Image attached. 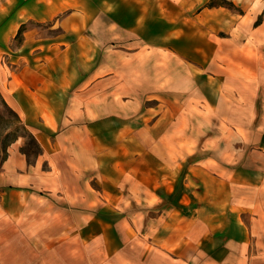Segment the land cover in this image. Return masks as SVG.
I'll list each match as a JSON object with an SVG mask.
<instances>
[{
    "label": "rangeland",
    "instance_id": "obj_1",
    "mask_svg": "<svg viewBox=\"0 0 264 264\" xmlns=\"http://www.w3.org/2000/svg\"><path fill=\"white\" fill-rule=\"evenodd\" d=\"M48 1L52 12L45 0L19 11L14 9L16 0H0V169L13 144L31 161L41 158L45 169L54 165L49 173L52 189H45L44 180L38 179L36 188L26 190L30 196L53 199L54 229L63 234L54 235L53 264H169L173 257L183 264L189 256L187 246L158 252V238L149 233L171 228L175 217L189 214L198 217L200 237L206 217L220 214L221 196L228 195L227 190L212 189L208 177L221 175L236 157L220 156L224 141L206 143L199 120L189 126L187 109L176 116L177 129L164 130L163 117L179 104L187 107L197 86L227 83L225 77L211 79L206 73L213 69L207 63L216 48L214 40L230 35L224 28L227 10L236 15L240 7L233 0H139L146 2L145 12L159 16L152 27L137 36L133 28L110 35L98 27L101 33L93 38L90 28H70L66 23L78 21L81 13L58 9L56 0ZM120 6L126 17L122 11L128 6ZM176 37L182 39L174 46ZM173 50L183 54L182 66L191 64L194 78L183 70L182 75L178 70L162 75L169 57L156 56ZM192 51L194 56L189 55ZM14 76L17 85L23 78L42 92L55 90L66 76L63 107L56 110L62 121L54 132L37 119L35 126L27 125L11 105L4 90L13 87ZM78 76H84L80 83ZM110 106L115 113L107 115ZM46 110H39L41 117ZM170 131L181 139L160 140V133ZM189 134L195 139L189 140ZM43 144L52 158H45ZM213 169L218 171L209 172ZM18 194L13 184L0 188L5 198L0 217L4 211L12 213L6 208L13 207L8 203ZM3 224L0 221V229Z\"/></svg>",
    "mask_w": 264,
    "mask_h": 264
},
{
    "label": "crops",
    "instance_id": "obj_2",
    "mask_svg": "<svg viewBox=\"0 0 264 264\" xmlns=\"http://www.w3.org/2000/svg\"><path fill=\"white\" fill-rule=\"evenodd\" d=\"M137 1L139 0L55 2L59 3L58 9L71 8L74 13H81L78 21H66L70 23V28H90V36L97 38L101 33L98 27L105 28L110 35L119 34L120 28H133L136 36L138 31L144 33V29L152 27L159 19L158 14L153 11L152 16L149 15L144 11L145 7H142L146 2L139 1L138 6ZM233 1L241 11L237 16L228 10V16L225 13L227 26L223 27L230 31V35L224 40H214L216 48L207 63L213 72L206 73L211 79L223 80L225 77L227 83L212 84L210 87H198L195 84V96L189 97L187 107L176 104L178 107L173 108L172 112L169 110L163 117L164 130H169V126L177 129L176 126L180 123L176 116L184 114L183 108L187 109L185 114L190 119L189 126L199 120L198 123L204 128L206 143L224 141L225 148L222 147L220 156L236 157V160L228 161L231 166L226 167L227 170L222 171L221 175L214 176L212 173L213 176L210 174L208 177L213 183L212 189H220L222 193L227 190L228 195L221 196V213L206 217L200 237L197 238L196 229V225L200 223L198 217L193 218V215L189 214L184 218L175 217V221L169 225L171 228H157L149 233L150 236L158 238L154 239L157 248L150 246L158 252L167 251L162 248L175 252L180 246H187L189 256L183 264H264V0ZM37 2L39 0H16L14 9L19 11L29 3L33 4L31 10ZM119 4L128 6L122 11L126 13V17H123L118 9ZM45 5L46 9L52 12L53 5L51 7L48 0H45ZM77 5L78 8L75 7ZM181 39L176 37L173 40L174 46L181 42ZM226 45L230 48L225 47ZM176 50L156 56V60H166L169 57V63L161 68L162 75L167 70H178L181 75L185 72V76L194 78L191 64L182 66L181 59L184 56ZM194 53L198 55L196 51ZM189 55L194 56L193 51L189 52ZM61 77L62 81L56 85L55 90L42 92L23 78L17 85L14 76L13 87L7 86L4 95L10 98L11 105L20 112L27 125L35 126L39 120L49 132H54L62 121L61 118L58 119L60 115L56 110L63 107V85L67 82L66 76ZM83 78L84 76H80L76 83L82 82ZM42 86L44 83L39 87ZM189 91L193 93L191 88ZM60 94H63L62 97ZM41 108H51L54 112L46 110L47 114L41 117ZM93 109L95 110V107ZM112 111L110 106V113L107 115L115 113ZM124 112L127 118V110L124 109ZM177 134L175 131L160 133L159 138L168 143L180 140ZM189 135V140L195 139ZM13 145L9 147L8 155L0 169V188L7 189L13 184L20 194L8 203H13L12 208H6L12 213L4 211L0 217V221L4 223L0 229V264H53V238L62 231L54 229L53 199L30 196L26 190L30 187L36 188L38 179L44 180L41 185L45 189H52L49 173L54 165L45 169L39 164L41 158L36 157L31 161L20 146ZM43 146L45 158H52L49 148L46 144ZM60 150L65 153L62 148ZM215 171L218 170L209 172ZM4 201L5 198L1 196L2 212L5 210ZM213 203L216 204L217 200ZM159 219L164 217L160 216ZM58 225L61 224H55L57 227ZM148 241V245H151L152 241ZM167 263L182 264L176 257Z\"/></svg>",
    "mask_w": 264,
    "mask_h": 264
},
{
    "label": "trees",
    "instance_id": "obj_3",
    "mask_svg": "<svg viewBox=\"0 0 264 264\" xmlns=\"http://www.w3.org/2000/svg\"><path fill=\"white\" fill-rule=\"evenodd\" d=\"M21 31H22V29L20 28V29H19V32H18V35L21 33ZM0 93H1V92H0ZM1 95H2V94H1ZM2 98H3V102H4V103L10 108V110L13 111V113L18 117L17 112H16L15 110H13V108H11V107L8 105L6 99L4 98L3 95H2Z\"/></svg>",
    "mask_w": 264,
    "mask_h": 264
}]
</instances>
